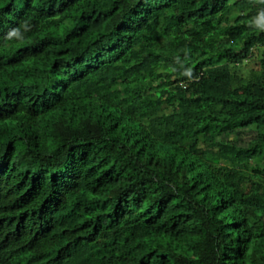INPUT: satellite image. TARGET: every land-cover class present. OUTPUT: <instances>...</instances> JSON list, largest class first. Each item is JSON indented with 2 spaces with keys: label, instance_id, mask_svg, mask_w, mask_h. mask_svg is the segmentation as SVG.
<instances>
[{
  "label": "trees",
  "instance_id": "obj_1",
  "mask_svg": "<svg viewBox=\"0 0 264 264\" xmlns=\"http://www.w3.org/2000/svg\"><path fill=\"white\" fill-rule=\"evenodd\" d=\"M0 264H264V0H0Z\"/></svg>",
  "mask_w": 264,
  "mask_h": 264
},
{
  "label": "rangeland",
  "instance_id": "obj_2",
  "mask_svg": "<svg viewBox=\"0 0 264 264\" xmlns=\"http://www.w3.org/2000/svg\"><path fill=\"white\" fill-rule=\"evenodd\" d=\"M250 139V135L244 134L243 143L247 142Z\"/></svg>",
  "mask_w": 264,
  "mask_h": 264
}]
</instances>
